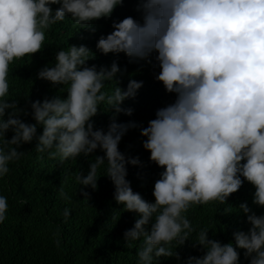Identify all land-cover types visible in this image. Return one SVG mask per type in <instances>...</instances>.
Wrapping results in <instances>:
<instances>
[{
    "label": "clouds",
    "instance_id": "clouds-1",
    "mask_svg": "<svg viewBox=\"0 0 264 264\" xmlns=\"http://www.w3.org/2000/svg\"><path fill=\"white\" fill-rule=\"evenodd\" d=\"M123 4L0 0V178L10 172L11 161L24 155L21 146L34 139L41 158L47 153L61 164L95 154L87 174L79 171L76 181L87 202L88 188L98 190L101 175H107L115 185V201L139 214L124 231L128 247L139 242L137 264H159L161 257L172 256L179 264H242L238 249L245 250L249 264H264V214L248 202L239 209L250 227L235 231L234 242L210 237L211 228L197 229L188 216L194 205L211 202L231 213L229 198L245 178L255 185L254 203L264 207V0H139L141 19L129 15L113 21V31L98 40L99 51L123 52L132 62L156 53L161 70L155 78L176 94L147 127L118 119L134 113L125 101L137 97L144 82L131 79L125 88L121 80L127 68L117 61L110 67L89 64L97 53L85 44L61 48L55 62L38 72L53 86L64 85L60 92L66 96L30 100V111L9 100L10 65L45 47V29L70 16L80 28L96 31L93 22L111 18ZM101 112L112 113L106 129L96 126L94 117ZM137 127L147 137L143 145L151 161L163 169L154 183V201L135 191L128 179L129 164L143 167L140 157L120 148L129 129ZM59 195L72 199L62 186ZM8 208L7 196L0 194V224ZM71 214L65 207V220ZM189 239L203 254L182 259L176 249Z\"/></svg>",
    "mask_w": 264,
    "mask_h": 264
},
{
    "label": "trees",
    "instance_id": "trees-1",
    "mask_svg": "<svg viewBox=\"0 0 264 264\" xmlns=\"http://www.w3.org/2000/svg\"><path fill=\"white\" fill-rule=\"evenodd\" d=\"M138 3L139 0H124L111 18L93 22L96 31L80 28L70 16L45 29V47L31 54V58L25 56L10 65L9 100H18L21 107L30 111V100L66 96L67 92H60L64 85L53 86L50 81L39 78L38 72L49 62H55V53L61 48L85 44L97 53L89 64L110 67L113 61H117L122 69L127 68L121 80L125 88L131 79L144 82L137 97L125 101V106L135 109L134 113L131 116L121 113L118 119L122 122L135 120L142 127H147L148 122L156 117L157 109L174 102L176 98L174 92H168L163 82L155 78L161 70L156 53L150 58L132 62L123 52L105 55L97 48L100 36L113 31L114 20H122L129 15L142 18L136 8ZM52 7L55 9L59 5ZM111 115V112L99 113L94 117L96 126L106 129ZM22 118L36 123L31 115H22ZM42 132L43 126L38 125V133ZM13 134L11 131L7 133L9 138ZM145 139L147 137L140 127L129 129L120 148L128 155L140 157L143 167L129 164L128 179L135 191L154 201V183L163 169L151 161L150 150L143 145ZM36 143L34 139L23 144L21 150L25 151L24 155L11 161L10 172L0 178V194L7 196L9 203L7 218L0 224V264H137L139 242L134 247H128L124 231L134 226L139 214L126 210L123 204L115 201V185L107 175H101L98 190L88 188L91 197L87 202L80 191L83 186L76 181L79 171L87 174L95 154L90 157L81 155L61 164L47 153L41 158L35 150ZM97 154L102 155L103 152L97 149ZM103 171L102 167L100 174ZM61 186L72 197L71 200L59 195ZM255 190V185L245 178L241 188L229 198L233 207L231 213L224 212L225 205L211 202L194 205L189 209L188 216L197 229L204 226L211 228L210 237L225 243L234 242L235 231H247L250 227L247 214L239 209L241 203L246 201L257 214H264V207L254 203ZM65 207L72 209L67 220L63 216ZM192 243L189 239L185 245L177 247L182 259L203 254L199 247H192ZM238 250L242 264H249L250 258L245 257V250ZM159 264H179V260L175 256L161 257Z\"/></svg>",
    "mask_w": 264,
    "mask_h": 264
}]
</instances>
